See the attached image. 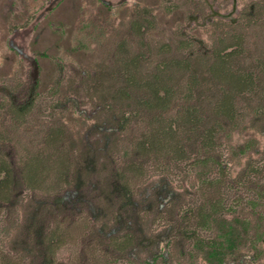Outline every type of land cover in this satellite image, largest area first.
<instances>
[{
    "label": "rangeland",
    "instance_id": "rangeland-1",
    "mask_svg": "<svg viewBox=\"0 0 264 264\" xmlns=\"http://www.w3.org/2000/svg\"><path fill=\"white\" fill-rule=\"evenodd\" d=\"M228 75L248 80L233 120L218 112ZM157 90L164 112L148 108ZM162 126L181 158L139 149ZM61 127L71 173L28 189L22 159ZM0 159V264H264V0H0Z\"/></svg>",
    "mask_w": 264,
    "mask_h": 264
},
{
    "label": "trees",
    "instance_id": "trees-1",
    "mask_svg": "<svg viewBox=\"0 0 264 264\" xmlns=\"http://www.w3.org/2000/svg\"><path fill=\"white\" fill-rule=\"evenodd\" d=\"M216 69V68H215ZM230 81V76H226ZM233 83L230 85L231 92L226 93L225 99L218 106V112L225 116L229 120H233V104L234 94L240 93L246 89L248 86V80L242 77L234 76ZM160 91L157 90L153 96L151 102H149L148 108L150 110H161L162 112L166 111L170 103L168 97L169 94L165 91V95H160ZM32 109L31 103H27L22 106H18L15 109V115L24 116L30 112ZM157 123V121L155 122ZM164 125V123H163ZM65 129L63 127L53 130L50 136L47 138V145L42 152L31 155L22 159L21 169L22 176L25 181L26 187L30 190H41L43 176L46 173H49L50 170L55 172V180L59 183L68 178L69 174L72 171L73 159L63 152V148L60 147L57 150L54 149L55 145L59 144L58 142H63L65 138ZM217 130L215 128H209L204 130L201 135V145L200 149L205 151L207 154H211L218 146L216 142ZM179 135L176 130L171 126L162 128H151L145 135L144 138L139 141V149L142 151L143 155H166L173 153L174 155L181 158L186 154V149L181 144L175 145V137ZM61 146V145H59ZM52 150H56L55 153ZM132 166L129 168V172L120 173L119 182L121 183V189L125 192H133L134 187L140 178V175L137 173L142 170V167L135 168ZM138 170V171H136ZM13 183V168L9 162L4 159H0V201L7 202L11 194V188ZM114 246L120 251L127 249L132 246L134 243L133 237L127 235L123 238H114ZM65 242V237L61 234L60 230L55 232V245L53 252L60 248V245ZM216 249V245L214 246ZM54 252V253H55ZM1 264H19L15 261V258L8 255H3Z\"/></svg>",
    "mask_w": 264,
    "mask_h": 264
}]
</instances>
